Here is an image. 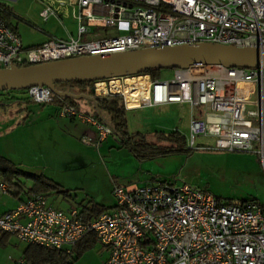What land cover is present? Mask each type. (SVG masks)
<instances>
[{"label": "built area", "instance_id": "1", "mask_svg": "<svg viewBox=\"0 0 264 264\" xmlns=\"http://www.w3.org/2000/svg\"><path fill=\"white\" fill-rule=\"evenodd\" d=\"M55 2L57 6L43 0L39 17L62 23L70 8L76 34L52 37L34 47L22 46L17 31L1 17L0 5V68L199 42L264 48V0ZM97 27L106 30L92 33ZM123 78L95 82V94L119 95L125 109L188 106L183 137L189 149L207 138L214 149L255 152L264 164V68L191 66L175 69L172 78L163 81L145 74L137 76L131 101L119 83ZM25 93L36 103L53 100L45 86ZM59 115L91 124L99 141L113 133L103 121L69 103L60 105ZM112 193L115 205L97 215L78 207L63 211L50 206L44 195L30 193L0 215V232L56 250L93 235L109 251L103 264H264V205L257 201L224 202L208 191L166 181L115 186Z\"/></svg>", "mask_w": 264, "mask_h": 264}, {"label": "rangeland", "instance_id": "2", "mask_svg": "<svg viewBox=\"0 0 264 264\" xmlns=\"http://www.w3.org/2000/svg\"><path fill=\"white\" fill-rule=\"evenodd\" d=\"M0 2L7 7L10 22L17 28L23 47L40 44L44 40L41 29L64 36L56 20L43 22L38 16L42 8L40 0ZM68 13H71L70 8ZM64 21L75 35L73 19ZM105 30L91 28L92 33ZM107 30L115 32V28ZM174 70H158L155 79L169 80ZM142 75L145 74L124 77L119 83L126 86L129 80ZM25 95V90L0 93V155L21 171L42 176L59 188L46 195L48 204L54 208L66 211L91 202L110 208L115 205L112 193L115 186L145 185L151 181L188 184L224 202L252 199L264 205V164L255 152L214 149L210 145L212 140L207 138H201L197 146L189 149L185 143L168 137L172 131L182 136L187 134L188 106L164 111L143 106L126 112L131 140L130 145H122L121 138L114 132L99 141L91 124L77 118L72 122L64 119L69 117H61L60 105L53 101L40 104L8 99H21ZM76 104L81 113L99 115L101 121L109 124L110 116L103 110L98 114L95 109L94 113L86 99L78 98ZM140 136L150 144L148 150L135 143ZM20 179L27 185L32 183L30 176L21 175ZM0 197L2 201L5 196ZM14 241L24 247L12 237L10 244L0 247V264H11L8 255L19 251ZM108 255L109 251L96 243L73 264H99Z\"/></svg>", "mask_w": 264, "mask_h": 264}, {"label": "water", "instance_id": "3", "mask_svg": "<svg viewBox=\"0 0 264 264\" xmlns=\"http://www.w3.org/2000/svg\"><path fill=\"white\" fill-rule=\"evenodd\" d=\"M209 65L225 68H264V48L199 42L81 55L26 66L11 65L8 68H0V91L26 90L34 86H45L58 98H84L93 102L99 114L98 95L95 94L94 85L91 86L93 95H88L60 90L56 88V84L73 80L94 82L134 76L152 69H185L191 66ZM105 124L112 129L110 124Z\"/></svg>", "mask_w": 264, "mask_h": 264}, {"label": "trees", "instance_id": "4", "mask_svg": "<svg viewBox=\"0 0 264 264\" xmlns=\"http://www.w3.org/2000/svg\"><path fill=\"white\" fill-rule=\"evenodd\" d=\"M0 5L3 7V12L1 17L4 21L11 26L9 19V12L7 7L0 2ZM13 28V26H11ZM14 29V28H13ZM29 65L27 63L18 64V66H26ZM158 70H146L140 74H149L151 78L155 79V75ZM139 74V75H140ZM94 82H84L79 80H73L63 83L56 84V88L60 90H66L73 93H85L88 95H93L91 92V86ZM15 91H24V90H9V91H0V93H10ZM12 101L23 100L25 102H34L28 96L23 98L9 97ZM54 103L61 105L62 103H69L75 107L76 99L70 97L58 98L53 95ZM93 105V110L95 113V106L91 101H88ZM42 104V103H41ZM97 105L100 110L105 111L110 116V125L112 126L113 132L117 134L121 138L122 145H130L131 135L127 130V118H126V110L123 105V101L121 96L119 95H109V96H98L97 97ZM96 115V114H95ZM168 137L171 140L178 141L181 143H185V139L178 131H172L169 133ZM135 143L139 146H143L144 149L148 150L150 144L145 142V138L140 136ZM31 177L32 184L27 189V193H40L44 196L48 195L53 191H57L58 189L51 183L48 179L42 176H33L32 174L25 173L18 169L15 164H13L10 160L0 155V180H3L7 186H16L20 189H24V182H21L20 177ZM63 192V191H62ZM252 200V199H251ZM249 200H242L241 202H246ZM87 210L93 212L94 214H99L106 210V207L99 205H91L86 207ZM8 234V233H7ZM97 242L95 236L87 235L83 237L73 248L70 254H62L61 250L46 248L34 244H27L23 257L26 264H65L67 261H74L79 258L87 249L90 248L91 244Z\"/></svg>", "mask_w": 264, "mask_h": 264}, {"label": "crops", "instance_id": "5", "mask_svg": "<svg viewBox=\"0 0 264 264\" xmlns=\"http://www.w3.org/2000/svg\"><path fill=\"white\" fill-rule=\"evenodd\" d=\"M48 1H52V2H54V5L55 6H57L56 5V0H48ZM40 2L42 3V5H43V0H40ZM40 11V10H39ZM38 16H39V12H38ZM69 19V18H71V13L69 14V13H67V16H61V19L63 20L62 21V23L57 19V18H55V17H51L50 19H53V20H56V22L61 26V31L64 33V36L63 37H59L58 35H56L55 33H52V32H49V31H46V30H43V29H41V31L43 32V36H44V40L42 41V42H44V41H46V40H48V39H50V38H52V37H59V38H65V37H67V36H69V35H74L73 34V32L65 25V19ZM49 19V20H50ZM72 19V18H71ZM48 20V21H49ZM43 22H45V21H43ZM10 24H11V22H10ZM11 26H13V28L17 31V28L14 26V25H12L11 24ZM41 42V43H42ZM40 43V44H41ZM40 44H36V45H32V46H30V47H34V46H38V45H40ZM26 96V95H25ZM27 103V102H26ZM32 103V102H31ZM89 103V102H88ZM93 103V102H92ZM90 104V103H89ZM91 105V107H92V109H93V105L92 104H90ZM154 108H158V109H160V110H162V111H164V110H169V109H171V108H174V107H176V108H179V109H181V108H183L184 107V105H180V104H174V103H171V104H165V105H161V106H153ZM77 108V107H76ZM141 107H139V108H130V109H125L126 110V112H129V111H132V110H136V109H140ZM78 109V108H77ZM96 109V108H95ZM93 116H95L96 118H98L99 119V116L98 115H93ZM26 116H24V118H25ZM27 118V117H26ZM64 118V117H63ZM64 119H68L69 121H73L75 118H72V117H69V118H64ZM100 120V119H99ZM23 122H26V121H23ZM109 124H110V122H109ZM12 162V161H11ZM21 180V179H20ZM0 182H3L4 183V185H5V189L4 190H0V196L1 195H3V196H5V197H2L3 199H2V201H0V215L1 214H3V213H5V212H7V211H11V210H13V209H15L21 202H24L26 199H27V197H28V195L30 194V193H27V189L31 186V185H27V184H25L24 183V189H20V188H18V187H16V186H7V184L3 181V180H0ZM21 182H23L22 180H21ZM32 184V183H31ZM136 184V183H135ZM10 189H12V190H14V192L13 193H11L10 192ZM46 197V196H45ZM1 198V197H0ZM9 200H11L12 202H10ZM46 201H47V203H48V199H47V197H46ZM91 205H98V204H95V203H93V202H91L90 204H88V205H83V206H80V207H78L79 209H81V211L82 212H85V213H90L91 215H97V214H94L93 212H91V209H90V211L89 210H87L86 209V207L87 206H91ZM100 206V205H99ZM102 206V205H101ZM71 208V207H70ZM111 208V207H110ZM110 208H107L106 207V210L107 209H110ZM12 237L13 238H15L17 241H19L15 236H13V235H11V234H7V233H3V232H0V247H5V246H7L8 244H10V240L12 239ZM19 242H21V241H19ZM23 244H24V247H22L21 248V246H17L16 245V241H14V244H15V248L17 249V250H19V251H17L16 253H12L11 252V255H8L9 256V259L12 261L11 262V264H15L16 263V261L17 260H19V259H22V260H24V257H23V253H24V250H25V248H26V246H27V244L26 243H24V242H22ZM96 243H99L98 241L97 242H95V243H93V244H91V246L90 247H92L93 245H95ZM100 244V243H99ZM76 245V244H75ZM75 245H72V246H67V247H64L63 249H61V251H60V253H64V254H70L71 252H72V250H73V248H74V246ZM102 246V245H101ZM106 249V248H105ZM88 250V249H87ZM83 256V254L79 257V258H77L76 260H74V261H71V260H69V261H67L65 264H73L75 261H78L81 257ZM108 257V256H107ZM107 259V258H106ZM106 259H104V261L106 260ZM103 261H100L99 262V264H103L102 263ZM24 264H26V262H25V260H24Z\"/></svg>", "mask_w": 264, "mask_h": 264}, {"label": "bare ground", "instance_id": "6", "mask_svg": "<svg viewBox=\"0 0 264 264\" xmlns=\"http://www.w3.org/2000/svg\"><path fill=\"white\" fill-rule=\"evenodd\" d=\"M139 82L136 80V79H131L129 80V82L127 83L128 85L124 86L126 87V89L124 88V93L127 97V100H130L131 101V98H132V95H130L132 92H133V89L136 87L134 85L138 84ZM102 90H100L99 92H101ZM129 101V102H130ZM133 103V102H130V104Z\"/></svg>", "mask_w": 264, "mask_h": 264}, {"label": "flooded vegetation", "instance_id": "7", "mask_svg": "<svg viewBox=\"0 0 264 264\" xmlns=\"http://www.w3.org/2000/svg\"><path fill=\"white\" fill-rule=\"evenodd\" d=\"M98 81H99V80H98ZM95 82H97V81H94V83H95ZM94 83H93V85H94Z\"/></svg>", "mask_w": 264, "mask_h": 264}]
</instances>
